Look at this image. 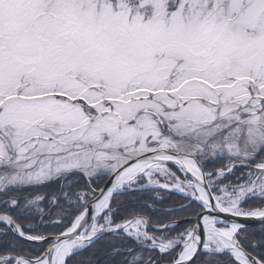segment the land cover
I'll list each match as a JSON object with an SVG mask.
<instances>
[{"label": "snow or ice", "instance_id": "6c2138e0", "mask_svg": "<svg viewBox=\"0 0 264 264\" xmlns=\"http://www.w3.org/2000/svg\"><path fill=\"white\" fill-rule=\"evenodd\" d=\"M206 157L227 162L205 172ZM53 181L47 215L72 218L44 234L46 197L22 193ZM153 190V211L159 190L187 201L166 210L183 230L135 208L117 222L114 199ZM10 192L0 264H69L98 241L105 264H264V239L249 251L246 225L216 215L264 232V0H0Z\"/></svg>", "mask_w": 264, "mask_h": 264}, {"label": "trees", "instance_id": "16d2710c", "mask_svg": "<svg viewBox=\"0 0 264 264\" xmlns=\"http://www.w3.org/2000/svg\"><path fill=\"white\" fill-rule=\"evenodd\" d=\"M224 164L223 161L217 160L212 163H207L203 165V169L205 171L216 169L222 167ZM81 184L84 183V181L80 182ZM94 186L101 187L103 185V181H94ZM60 188L59 181H53L49 184L39 186L36 189H25L22 193L23 196H27L28 198H32L33 196L39 194L44 195L46 199L41 202V206L45 208V217L44 222H40L39 216L35 218L34 221H32L34 228L44 234H50V233H58L62 230V226L56 225L53 223H49L50 220L55 219H63L65 221L70 220L72 217L64 216V217H56L55 215L49 216L47 215L48 212V198L51 197L52 194L57 193ZM16 193L10 192L7 194L0 193V200L6 199L8 196L15 195ZM161 199L155 201V211H153L150 208H145L144 203L145 201L152 203L153 201L150 199L151 197L155 196V191L151 192H136L132 194H126L124 196L118 197L117 199L113 200V206L119 208V211L116 213V219L117 222H119L127 212L131 211L133 208L137 209L141 214H145L150 218L151 220H159L161 222H168L173 216H179L182 217L180 221L185 220L183 219L184 210L180 212H168L166 211L169 208H176L179 207V205L184 203V200L174 194L160 192ZM21 197V203H23V198ZM252 203H255L253 201ZM4 205L0 204V213L3 212ZM67 207V206H66ZM69 211H73V209H68ZM186 226L179 225V227L176 229V231H181ZM2 227V226H0ZM247 235L249 237L248 241H245V246L248 248L249 251H252L250 247L251 241L254 239L256 241H259L261 239H264V232H261L260 227L246 230ZM175 234V233H173ZM11 235V234H9ZM104 245V241H98L97 245L94 246V248L85 249L83 252H80L77 256L70 259L69 264H105V257L102 252L97 251L101 246ZM46 247V245H44ZM259 248V245L257 246ZM39 246L38 245H30L27 243H24L20 241V245L18 248V251L21 252V254L26 253H35L38 252ZM93 251H97L96 256L90 257V254ZM258 254V253H253Z\"/></svg>", "mask_w": 264, "mask_h": 264}, {"label": "water", "instance_id": "95a60500", "mask_svg": "<svg viewBox=\"0 0 264 264\" xmlns=\"http://www.w3.org/2000/svg\"><path fill=\"white\" fill-rule=\"evenodd\" d=\"M173 168H174V166H173ZM216 215L218 216V218L223 219V220H226L229 223H231L234 219H236L238 222L245 224L246 225V229H251V228H255V227L260 226L259 225V221L255 220V219H239V218H233V217H229L226 214H222V213H217ZM181 223H186V220L183 221V222H181ZM149 230L150 231H153V229L151 228V226H149ZM25 242L30 243V244H33V245H38L39 244V242H28V241H25Z\"/></svg>", "mask_w": 264, "mask_h": 264}, {"label": "rangeland", "instance_id": "374dc122", "mask_svg": "<svg viewBox=\"0 0 264 264\" xmlns=\"http://www.w3.org/2000/svg\"><path fill=\"white\" fill-rule=\"evenodd\" d=\"M204 160L206 161V160H215V159L211 158V157H206V158H204Z\"/></svg>", "mask_w": 264, "mask_h": 264}]
</instances>
